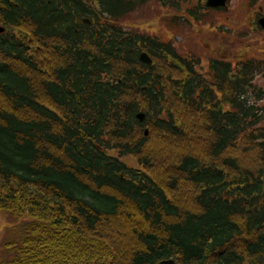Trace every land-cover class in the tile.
Masks as SVG:
<instances>
[{"label": "trees", "instance_id": "1", "mask_svg": "<svg viewBox=\"0 0 264 264\" xmlns=\"http://www.w3.org/2000/svg\"><path fill=\"white\" fill-rule=\"evenodd\" d=\"M146 1L0 0V264H264V107L189 101Z\"/></svg>", "mask_w": 264, "mask_h": 264}, {"label": "rangeland", "instance_id": "2", "mask_svg": "<svg viewBox=\"0 0 264 264\" xmlns=\"http://www.w3.org/2000/svg\"><path fill=\"white\" fill-rule=\"evenodd\" d=\"M165 1L163 4L155 0L146 1L134 13L125 16L120 22L123 32L146 36L152 44L170 42L171 52L188 60L193 70L205 80L211 75L209 72L214 60L231 61L234 65L235 59L246 58L257 62L261 60L259 66H264V29H253L248 20L257 11L264 13V0H229L226 10L201 9L202 5L194 2L192 6L200 5L190 8L193 13L197 11L194 21H188L184 15L189 8L188 3ZM260 75L251 81L255 88L249 98L254 101L252 95L258 91L262 100L256 99L257 102L253 103L263 108L264 78ZM124 160L128 166L140 168L135 159ZM28 222L27 218L16 220L0 210V263L12 257L4 244L13 241Z\"/></svg>", "mask_w": 264, "mask_h": 264}, {"label": "flooded vegetation", "instance_id": "3", "mask_svg": "<svg viewBox=\"0 0 264 264\" xmlns=\"http://www.w3.org/2000/svg\"><path fill=\"white\" fill-rule=\"evenodd\" d=\"M249 1L256 2V0ZM190 8L194 7L190 6L188 9ZM258 10H261V8ZM189 12L190 10H187L188 17L192 21L196 20L195 15L193 16L192 14L197 11L194 13ZM260 18H264V13L258 11L248 18L253 25V29H257V27L259 30L260 28L264 29L259 23L258 19ZM173 59L178 60L185 69L184 81L182 82L183 87L190 83L193 84L194 92L192 96H188L189 101L196 102V99H199L201 106L210 108L212 111L216 109L222 112H224L223 109L226 108L227 111H229V105H238L241 100H245L250 105H254L257 108L259 107L257 104L253 103L257 102L256 99H258L257 96L259 92L256 91L253 93L252 96H254V101L249 98V95L255 88L251 83L255 76L261 74V78H264V66H259L261 60L257 62L256 60L253 61L246 58L235 59L234 65H232L231 61L224 63L220 60H214L211 62V70L209 72L211 75H208L207 80H205L193 70V65L185 58L183 59L173 53ZM261 100L262 98L258 101ZM254 111L259 112L258 115L261 114V111L258 109H254Z\"/></svg>", "mask_w": 264, "mask_h": 264}, {"label": "water", "instance_id": "4", "mask_svg": "<svg viewBox=\"0 0 264 264\" xmlns=\"http://www.w3.org/2000/svg\"><path fill=\"white\" fill-rule=\"evenodd\" d=\"M226 1L227 0H206L205 1V7L207 8H224L226 7ZM261 26L264 28V19L260 20ZM3 28L0 27V33L3 32ZM139 60L143 63L151 64V59L148 57L146 53H142L139 56ZM137 119L139 121H143L145 118V115L143 113H138L136 115ZM145 135H147V131H145Z\"/></svg>", "mask_w": 264, "mask_h": 264}]
</instances>
